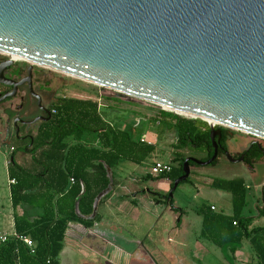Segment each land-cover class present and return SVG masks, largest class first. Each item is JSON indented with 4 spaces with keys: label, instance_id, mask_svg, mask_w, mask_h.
<instances>
[{
    "label": "water",
    "instance_id": "water-1",
    "mask_svg": "<svg viewBox=\"0 0 264 264\" xmlns=\"http://www.w3.org/2000/svg\"><path fill=\"white\" fill-rule=\"evenodd\" d=\"M0 54L7 57L0 85L11 87L0 102L23 83L30 92L29 73L19 81L3 75L14 56L28 69L48 68L204 122L212 155L185 158L168 198L188 177V161L213 162L219 128L264 141V0H0ZM104 171L107 185L86 220L111 190ZM74 213L80 217L76 203Z\"/></svg>",
    "mask_w": 264,
    "mask_h": 264
},
{
    "label": "trees",
    "instance_id": "trees-1",
    "mask_svg": "<svg viewBox=\"0 0 264 264\" xmlns=\"http://www.w3.org/2000/svg\"><path fill=\"white\" fill-rule=\"evenodd\" d=\"M17 75L18 71H13ZM2 89L4 86L0 85ZM2 91H0V96ZM98 105L90 100L58 98L50 104L53 122L37 129L30 150L19 152L30 156L27 164L18 166L11 162L7 166L9 180L8 199L12 210V232L27 238L33 252L18 239L8 236L0 243V264H58L62 241L68 223L79 222L86 227L91 221L80 219L74 213V204L81 216L91 212L92 199L107 185L104 167L111 172L120 162L141 165L153 150L134 137L133 128H125L102 116ZM164 128L174 134L175 155L168 174L144 180H167L168 188L182 174L181 164L185 158L206 161L212 155L208 140V128L199 120H187L172 113L160 112ZM170 121V122H169ZM172 121V122H171ZM220 129L217 149L226 147L227 130ZM70 138L69 142H64ZM93 142L97 145L93 146ZM195 150L204 157L183 156L181 151ZM262 150V149H261ZM250 145L242 154L243 164L252 170L253 163L264 162V151ZM220 152L208 166H214ZM188 167H198L187 162ZM71 180V181H70ZM188 177L182 183L188 182ZM113 184V182H112ZM180 184V183H179ZM178 184V185H179ZM177 185V186H178ZM210 187L230 196V214L215 212L201 206L196 213L201 217L199 238L217 248L229 264H235L233 254L243 247L251 255L254 264H264V226L256 225L255 219L264 217V185L260 188L258 205L253 217H242L246 188L243 180L214 179ZM161 202L171 211L172 200L167 194L160 195ZM20 214H18V212Z\"/></svg>",
    "mask_w": 264,
    "mask_h": 264
},
{
    "label": "rangeland",
    "instance_id": "rangeland-1",
    "mask_svg": "<svg viewBox=\"0 0 264 264\" xmlns=\"http://www.w3.org/2000/svg\"><path fill=\"white\" fill-rule=\"evenodd\" d=\"M6 58L7 57L5 55L0 54V62ZM13 64L17 66L29 65V63L19 60L14 61ZM32 67L34 72H38L39 74L50 79L49 86L57 97L72 98L77 100H90L91 102H95L99 109H102L100 110L102 116L105 115V117L110 122H117V125L127 129L133 128L134 137L142 140L145 144L153 145L152 152L141 165L137 166L135 173H139L142 175V177H144V174H146L144 172L149 171L150 165L153 161H168L175 156L174 134L171 130L164 128L163 122L167 121H164L160 115V112L164 111L160 110L157 106L134 98L118 95L107 89L88 84L86 82L36 65H32ZM1 90H3L2 87H0V91ZM17 103V98H14L0 104V201H4L5 206L7 204V174L5 156L8 155L9 157L11 153L9 150L10 148L14 149V154L19 152L22 148V142L16 140L14 137L11 138L9 134L10 130L8 131L5 125L6 117L3 115V113L6 108H13V106ZM177 115L181 116L180 118H189L180 114ZM187 120L193 119L191 118ZM225 130H227L228 135L226 145L231 154H238L239 152L243 151L252 141H256L262 148H264L263 140L256 139L240 132L228 129ZM196 154L197 151L195 150L181 151V155L187 157H193ZM16 155L21 156L18 154ZM129 164L130 163L128 162H120L118 166L112 170L113 180H115L117 176L120 179L128 178V172L133 167L132 165L129 166ZM214 179L243 180L246 188V195L245 206L241 211V216L253 217L255 215V207L258 205L260 197V188L262 185H264L263 160H258L257 163H253L252 170H250V167L244 166L242 162L233 163L222 157L217 159V163L214 166L191 167L189 168L188 174L189 181L186 183H180L174 189L171 194V200L174 202L175 206L185 211L189 218H193V211L195 209H198L201 206L210 207L211 205L215 208V212L230 214V203L224 199V196L228 197L229 194L212 189L210 187V183ZM150 187L152 190L160 188L158 193H168V181H165L164 185L159 183V186L152 184ZM162 208L163 207L160 205L157 206V214L162 213ZM150 215V220L152 222V213ZM170 223L171 219L169 217L165 216V214L161 215L159 219L153 222L154 228H152L151 231V238H154L158 234L160 235L161 230L170 225ZM254 223L258 226H264V217L255 219ZM193 232L194 230L192 229L187 234L185 239L182 240L181 245L176 246V252L180 251L183 254L194 253ZM69 235L70 234L67 236ZM246 252L250 254L247 249ZM201 255L194 257L193 261L196 264H229L224 259L220 251L214 246L212 247L208 245V254ZM195 259H197L199 262L197 263Z\"/></svg>",
    "mask_w": 264,
    "mask_h": 264
},
{
    "label": "crops",
    "instance_id": "crops-1",
    "mask_svg": "<svg viewBox=\"0 0 264 264\" xmlns=\"http://www.w3.org/2000/svg\"><path fill=\"white\" fill-rule=\"evenodd\" d=\"M69 141L70 138L64 140V142ZM96 145L97 143L93 142V146ZM9 150L11 153L14 152V149ZM176 152L174 155H178L175 154ZM11 153L9 157L5 156L6 174ZM193 157L202 158L204 154L198 152ZM29 158L28 154L22 152L13 155L14 163L18 166L26 165ZM131 165L133 167L128 172V178L120 179L118 176L115 180L112 178L111 190L97 203L93 219L87 220L91 221L89 225L83 227L79 222L68 223L58 264L59 262L60 264H194V257L208 254V245L212 247L213 245L199 238L201 217L196 213L197 209L193 211V218H189L185 211L175 206L173 201L172 208L181 212L171 211L166 205L154 202L145 189L152 184L164 185L167 180H144L142 175L135 173L137 166L130 163L129 166ZM144 173L147 175V172ZM8 180L7 174L6 206L4 201H0V234L12 232ZM224 197L230 203V197ZM158 205L163 207L162 213L159 214L156 212ZM210 207L215 211L212 205ZM17 212L20 214L19 211ZM163 214L171 219V223L161 230L160 235L151 238L153 222ZM79 216L80 219L86 220L87 216ZM192 229L194 253L176 252V246L181 245L182 240ZM68 234L70 235L67 236ZM233 257L235 264H253L251 255L244 247L235 251Z\"/></svg>",
    "mask_w": 264,
    "mask_h": 264
},
{
    "label": "flooded vegetation",
    "instance_id": "flooded-vegetation-1",
    "mask_svg": "<svg viewBox=\"0 0 264 264\" xmlns=\"http://www.w3.org/2000/svg\"><path fill=\"white\" fill-rule=\"evenodd\" d=\"M28 68L29 65L17 66L12 64L10 67L6 68L3 71L4 77L13 81H19L21 79H24L29 73L30 92L28 90L27 84L23 83L16 88L13 97L5 99L0 102V104H2L5 101H9L11 99L17 98L18 103L14 105L13 108H8V109L6 108L4 110L3 115L6 117L5 125L7 130L8 131L10 130L9 134L11 138L14 137L16 140L22 142V148L25 147L27 143H29V145L26 146L25 150L31 149L32 147L31 145H33L31 143L32 138L36 135L37 129L40 126H43L45 124H50L53 122L54 116L53 113L50 111V104L58 98H65V97H57L53 93V91L49 86L50 84L49 78H46L44 75H41L38 72H34L32 66L30 69ZM13 71H18V74L13 75L12 74ZM1 91L3 95L6 92H10L11 87H5V89ZM214 140H216V138H214ZM219 140L217 144L219 143ZM252 142H250L246 146V148L243 151L239 152L238 154H231V152L228 151L226 147L224 150L222 149L220 150V148L218 149L216 148V154L217 152H220V155L218 156L217 159H219L220 157L225 158L224 153L226 152L227 154L230 155L232 159H237L239 156H242V162H243L244 155L242 153L250 145L253 144ZM260 149L264 151V148H262L261 146ZM147 175H149L148 171H147ZM169 189L170 188H168V191ZM145 192H147L150 195L151 199H153L154 202H161L162 199L159 198V196L164 195V193H158L159 190L157 189L152 190L151 187L145 189Z\"/></svg>",
    "mask_w": 264,
    "mask_h": 264
},
{
    "label": "built area",
    "instance_id": "built-area-1",
    "mask_svg": "<svg viewBox=\"0 0 264 264\" xmlns=\"http://www.w3.org/2000/svg\"><path fill=\"white\" fill-rule=\"evenodd\" d=\"M51 112L53 113V111ZM171 168H172V165L169 161H153L150 165L148 174L152 177H157L159 175L168 174L171 171ZM13 183L14 181L12 179L8 180L9 185ZM210 210H212L211 207H210ZM8 236H11L21 241L29 249L30 254H32L33 245L31 241L27 238L16 236L13 232H11L10 234H4V233L0 234V243L4 242Z\"/></svg>",
    "mask_w": 264,
    "mask_h": 264
},
{
    "label": "bare ground",
    "instance_id": "bare-ground-1",
    "mask_svg": "<svg viewBox=\"0 0 264 264\" xmlns=\"http://www.w3.org/2000/svg\"><path fill=\"white\" fill-rule=\"evenodd\" d=\"M2 55H4V54H2ZM6 56V55H5ZM11 59L13 60V61H16V60H20V59H18V58H16V57H14V56H12L11 57ZM20 61H24V60H20ZM24 62H26V61H24ZM26 63H29V62H26ZM30 64V63H29ZM32 65H34V64H32ZM37 66V65H36ZM39 67H41V66H39ZM42 68H44V67H42ZM45 69H48V68H45ZM48 70H51V69H48ZM51 71H54V70H51ZM56 72V71H55ZM59 73V72H58ZM63 75H65V74H63ZM66 76H68V75H66ZM70 77V76H69ZM87 83V82H86ZM163 109L164 110H168V111H171V112H174V113H177V114H180V115H183V116H186V117H189V118H192L191 117V115H188V114H184V113H181V112H176V111H172V110H170V109H168V108H165V107H163ZM208 123V122H207ZM209 124V123H208ZM214 124V123H213ZM212 124V125H213Z\"/></svg>",
    "mask_w": 264,
    "mask_h": 264
}]
</instances>
